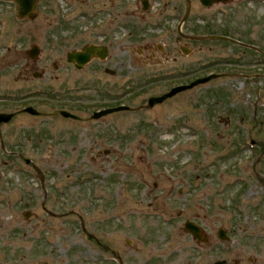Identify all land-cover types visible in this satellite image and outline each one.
I'll return each instance as SVG.
<instances>
[{"label": "rangeland", "instance_id": "1", "mask_svg": "<svg viewBox=\"0 0 264 264\" xmlns=\"http://www.w3.org/2000/svg\"><path fill=\"white\" fill-rule=\"evenodd\" d=\"M121 1L116 103L135 111L90 122L46 115L62 108L88 117L114 104L97 82L52 83L50 19L76 12L49 0L38 18L22 19L14 2L0 1V112L31 105L42 113L0 125V264L111 260L96 240L110 249L117 241L125 264H213L237 255L264 264V53L248 43L256 39L264 52V2L208 8L189 0L183 23L184 0H149L150 11L143 0ZM213 34L246 48L188 38ZM33 44L42 50L37 60L28 54ZM210 73L221 75L147 106L151 96ZM43 207L57 213L48 223ZM186 220L202 225L209 244L194 241ZM220 228L229 239L218 237ZM141 241L142 255L129 251Z\"/></svg>", "mask_w": 264, "mask_h": 264}, {"label": "flooded vegetation", "instance_id": "2", "mask_svg": "<svg viewBox=\"0 0 264 264\" xmlns=\"http://www.w3.org/2000/svg\"><path fill=\"white\" fill-rule=\"evenodd\" d=\"M0 1H8V0H0ZM47 1L49 0H41L38 2L37 4L38 16L36 18L40 16L39 7L44 8ZM50 1L52 2V0ZM184 1L187 2V0H184ZM199 1L202 6L212 8V6H207L203 4L201 0ZM8 2H14V1H8ZM65 2L68 4L67 10L71 9L72 11H75L76 13L71 14V15L69 14L68 15H56L55 14V16H52V18L50 19V23L52 27L55 28V30L52 33L53 34L52 52L55 56L54 61L52 63V66H53L52 68H53L54 73L52 72V74L50 75L52 83L56 86H60V85L70 86V85H73V82L75 81L74 83L75 85L78 83H81L84 89V88L89 87V84L91 81L97 82L103 85V90L109 93V97L111 98L110 101L113 102L114 104H109L105 107H102L101 109L95 110L88 117L79 115L75 112H70L62 108L56 110L55 112L46 114V115H51L52 118L61 117L64 120V122H66L65 120L90 122L91 120L105 119L108 116L119 114L122 111H135V109H132V107L127 104L116 103L117 98H118L117 95L119 94L118 89L120 88V85H121V64H122L121 54L124 50V47L122 45L123 44L122 42V28L123 27L121 24L122 23V11H121L122 1L121 0H65ZM143 6H144L145 11H150L152 7L149 0H146V3L143 1ZM186 14H187V7H186V12L184 13L183 23L187 20V18H189V15L186 16ZM131 34L132 32L130 31L129 35ZM227 37H229V39H222V40L230 41L233 43L235 42L239 45H242L238 43L237 40L234 41L235 40L234 38L228 35ZM188 38L197 39V40H205L201 37H198V38L188 37ZM211 40H214V39H211ZM248 43L258 44V48H257L258 50L256 51L254 48H251V47L249 48L253 49L255 52H258L259 54L264 53V52H261L260 42L256 41V39H253L252 42H248ZM33 45H38V44H33ZM87 46L94 47L92 57L85 65H83L82 67H79L78 65L79 62L71 61L69 54L71 52L84 51V49ZM148 47L149 46H147L146 49H148ZM39 48H40V54H41V51H42L41 47L39 46ZM60 48H62V50H60ZM141 53H143V51H141ZM37 59H34V60H37ZM29 67H30L29 64L27 65L23 64V69H24L23 71L25 74L29 73ZM44 73L46 72H43L42 74H40V72L34 71L33 76L39 77V75L42 76ZM73 73H76L77 78L69 79L71 78ZM157 96H160V95H157ZM148 101H147V106H148ZM122 105L129 106L131 109L115 111V112L103 115L99 118L93 117L94 114L99 110L115 108V107L122 106ZM24 108H22V110L18 112H12L15 114L10 119V121L15 119L17 115H19L21 112L27 114V112L23 111ZM62 110L68 111L74 116H69V117L64 116L60 113V111ZM41 114L42 113L31 114V115L38 116ZM116 127L117 126L115 125L113 126L114 132H116ZM107 129L110 130L111 127L107 126ZM107 151L109 152V150ZM43 208L46 211V216L42 217L45 223H48L49 220L57 216V213L49 211L46 207H43ZM30 215H31V212H29L28 216L27 215L25 216L29 217ZM184 228H185V225H184ZM202 232L207 237V240L202 241L197 238H194V241H196L197 243L209 244L210 238L208 234L204 232L203 227H202ZM96 243L100 247L104 246L107 249L109 248L111 252V257L109 259L115 260L116 262H118V264H125L126 262L125 257L119 251H117L114 247V245L117 244V241H114V240L111 241L112 247H113L111 249H110L109 244H105V242H102L101 240H96ZM145 244H146L145 241H141L140 243H137V244H134L131 242L129 244V251H132L134 254L142 255L145 250ZM125 256H127V251H125ZM22 258H24V256H22L21 259ZM111 260H108V258L104 256L99 261L93 262V264H113ZM219 260H225L228 264H232L231 262H233V264H259L258 260L254 261V259L252 258H249V263H248L240 255H237L235 258L232 259V261H229L226 258L219 259ZM217 261H215L213 264H215ZM65 262L66 264H88L89 263L88 261L81 260L80 257L78 256L76 260H73L72 256H66V259H64L63 263L56 262V261L51 263L47 259H37L36 261L35 259V264H41V263L42 264H65ZM198 263H199L198 261L195 262V264H198ZM149 264H152V262H150ZM178 264H192V263L191 262H180Z\"/></svg>", "mask_w": 264, "mask_h": 264}, {"label": "water", "instance_id": "3", "mask_svg": "<svg viewBox=\"0 0 264 264\" xmlns=\"http://www.w3.org/2000/svg\"><path fill=\"white\" fill-rule=\"evenodd\" d=\"M8 1H14L16 3V13L19 18H28L30 20H34L38 16V11H37V4L41 0H8ZM146 3V0H143ZM203 4L207 6H212L215 3L219 2H227L228 0H201ZM188 2V9H187V14L186 16L189 15L190 11V2ZM211 38H227L225 36H219V35H214L210 36ZM94 47H89L87 46L84 51L81 52H71L69 54V57L71 61H78L79 62V67H82L85 65L92 57ZM40 54V48L38 45H33L32 48L29 50V56L32 59H37V57ZM221 74L217 73H211L207 76L199 77L190 83L186 84H179L176 86H173L168 92L164 93L163 95L160 96H152L149 101H148V106L153 107L156 104L162 103L165 100L175 96L176 94L192 89L200 84L207 83L211 81L212 79H215L219 77ZM131 109L129 106H118L115 108H108V109H103L99 110L94 114V118H99L103 115L115 112V111H122V110H129ZM24 111L29 112L31 114H39L40 112L34 108L33 106H28L24 109ZM60 113L64 116H74L68 111L62 110ZM14 116V113H6V112H0V124L3 122H8L10 119ZM27 163H30V160H26ZM26 215H29V212L26 213ZM185 230L190 233L194 238H197L199 240H207V237L203 234L202 232V226L197 224L196 222L192 220H187L185 222ZM218 237L222 240H226L229 238L227 231L223 228H220L218 231ZM215 264H228L225 260H219Z\"/></svg>", "mask_w": 264, "mask_h": 264}]
</instances>
